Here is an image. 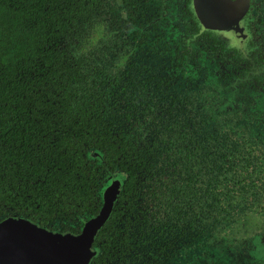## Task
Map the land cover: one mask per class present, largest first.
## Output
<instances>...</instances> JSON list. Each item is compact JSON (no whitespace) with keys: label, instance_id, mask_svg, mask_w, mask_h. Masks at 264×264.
Segmentation results:
<instances>
[{"label":"flooded vegetation","instance_id":"1","mask_svg":"<svg viewBox=\"0 0 264 264\" xmlns=\"http://www.w3.org/2000/svg\"><path fill=\"white\" fill-rule=\"evenodd\" d=\"M85 5L0 222L79 235L112 194L89 264H264V0Z\"/></svg>","mask_w":264,"mask_h":264},{"label":"trees","instance_id":"2","mask_svg":"<svg viewBox=\"0 0 264 264\" xmlns=\"http://www.w3.org/2000/svg\"><path fill=\"white\" fill-rule=\"evenodd\" d=\"M86 1L0 0V211H7L13 197L7 184L21 180L13 173L23 170L26 179L38 168L25 160L39 143L31 136L38 134L40 124L50 123L41 119L42 102L59 101L53 93L54 78L63 72L62 36L76 27ZM78 119V125H85L83 117ZM12 150L16 158H11Z\"/></svg>","mask_w":264,"mask_h":264},{"label":"water","instance_id":"3","mask_svg":"<svg viewBox=\"0 0 264 264\" xmlns=\"http://www.w3.org/2000/svg\"><path fill=\"white\" fill-rule=\"evenodd\" d=\"M112 199V194L105 196L101 214L79 235L50 232L21 217L4 219L0 222V264H89L97 254L92 242L109 215Z\"/></svg>","mask_w":264,"mask_h":264}]
</instances>
